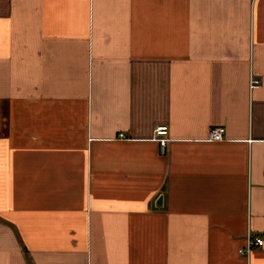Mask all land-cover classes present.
<instances>
[{"label": "crops", "instance_id": "obj_1", "mask_svg": "<svg viewBox=\"0 0 264 264\" xmlns=\"http://www.w3.org/2000/svg\"><path fill=\"white\" fill-rule=\"evenodd\" d=\"M0 264H264V0H0Z\"/></svg>", "mask_w": 264, "mask_h": 264}, {"label": "built area", "instance_id": "obj_2", "mask_svg": "<svg viewBox=\"0 0 264 264\" xmlns=\"http://www.w3.org/2000/svg\"><path fill=\"white\" fill-rule=\"evenodd\" d=\"M259 83V79L256 77L251 76V84H257ZM154 134L156 136H162L166 134V126H157L154 129ZM225 129L223 126H214L209 131V139L214 141H219L224 138ZM120 137H123V134L119 135ZM161 146H164L166 139L165 138H158ZM263 245V239L259 236H248L247 245L244 248H240L238 251L241 254H248L249 251L253 246H262Z\"/></svg>", "mask_w": 264, "mask_h": 264}, {"label": "water", "instance_id": "obj_3", "mask_svg": "<svg viewBox=\"0 0 264 264\" xmlns=\"http://www.w3.org/2000/svg\"><path fill=\"white\" fill-rule=\"evenodd\" d=\"M161 202V197L158 198L157 203L159 204Z\"/></svg>", "mask_w": 264, "mask_h": 264}]
</instances>
